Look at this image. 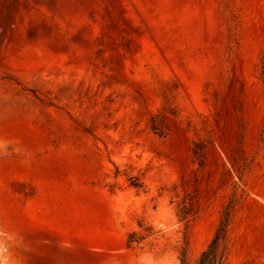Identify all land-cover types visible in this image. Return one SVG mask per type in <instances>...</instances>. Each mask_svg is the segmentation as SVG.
Segmentation results:
<instances>
[{
	"label": "rangeland",
	"instance_id": "374dc122",
	"mask_svg": "<svg viewBox=\"0 0 264 264\" xmlns=\"http://www.w3.org/2000/svg\"><path fill=\"white\" fill-rule=\"evenodd\" d=\"M229 202L264 264V0H0V264H196Z\"/></svg>",
	"mask_w": 264,
	"mask_h": 264
},
{
	"label": "trees",
	"instance_id": "16d2710c",
	"mask_svg": "<svg viewBox=\"0 0 264 264\" xmlns=\"http://www.w3.org/2000/svg\"><path fill=\"white\" fill-rule=\"evenodd\" d=\"M153 117L151 116V121L153 122ZM155 130V128H154ZM204 154L199 155L201 159ZM134 187L140 188V184H133ZM191 207L193 206V202L189 204ZM233 203L229 202L223 209L221 213V217L219 220V224L211 238L210 242L206 246V248L200 253L196 264H223L226 256L229 252V242H228V227L230 224V215ZM179 210V218L181 221L186 220L190 212L181 213ZM131 241V240H130ZM181 264H187L184 256L180 259Z\"/></svg>",
	"mask_w": 264,
	"mask_h": 264
}]
</instances>
